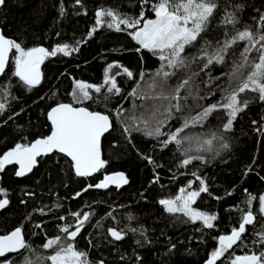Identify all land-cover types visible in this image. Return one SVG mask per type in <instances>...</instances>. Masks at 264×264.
Instances as JSON below:
<instances>
[{
    "label": "trees",
    "instance_id": "1",
    "mask_svg": "<svg viewBox=\"0 0 264 264\" xmlns=\"http://www.w3.org/2000/svg\"><path fill=\"white\" fill-rule=\"evenodd\" d=\"M153 2L80 0L77 4L76 0H5L0 5V29L5 37L20 42L25 49L43 47L49 52L67 44L70 53L64 55L58 52L55 56L46 57L42 64V81L29 89L14 75L13 50L0 80V103L5 104V110L0 113V156L18 143L27 145L48 136L51 125L47 113L58 103L73 102L72 93L77 81L103 87L101 93L89 89L93 99L74 106L109 115L112 122L111 132L102 141L105 165L95 176L77 177L71 164L55 155L66 161L74 180L82 181L83 187L75 192H67L71 182L58 162L52 163L46 173L26 190H19L13 183L4 185L2 178L8 170L0 171V188L6 193L0 194V199L9 201L4 209H0V214L12 207L19 208L22 211L20 225L27 227L33 237L44 238L45 243L47 239L59 235L68 243L60 228L67 225L71 231L76 226L77 218L71 216L69 206L79 202L88 193H98L94 191V185L107 174L120 171L130 181L129 186L120 192H110L121 194L136 186L133 203H99L79 212H88L90 218L71 243L77 250L87 253L89 264H99L100 261L103 264H202L219 247L218 238L238 228L242 214L248 210L249 196L254 197L251 210L256 219L246 227V232L232 253L242 256L264 252V245L259 243L258 235L264 232V215L259 211L258 199L264 195V101L258 98V93L246 91L240 94L239 100H247L248 105L238 114L231 131L223 130L227 117L221 108L213 112L202 125L185 129L181 137L189 136L192 139L182 140L180 146L170 143L162 147L160 141L166 136L155 139L142 132L132 131L130 136L124 132V124H131L132 116L148 115L146 109L160 108L162 112L169 106V100L142 98L155 96L161 91L160 88L149 87L154 79L158 82L161 80V77L156 76L161 61L147 50L137 51L139 46L129 34L133 29H124L121 25L124 30L118 32L108 28L107 23L97 27L96 12L100 9L114 10L121 17L139 18L143 11L146 19H154L151 10ZM215 3L217 8L209 18L208 27L196 43L186 47L185 53L199 50L208 39L223 35L222 40L209 51L211 54L226 39H231L236 31L249 29L240 26L239 20H236L226 34L222 31L219 25L233 10L235 13L259 12L253 32H264L260 21V16L264 15V0H215ZM237 5L240 7L237 8ZM110 19L104 17L106 22ZM94 27L96 31L89 37L88 33ZM246 43L238 41L233 45L221 64L214 62L204 68L206 60L196 59L176 70L164 69L175 73L166 80L163 89L165 94L175 95V89L185 79L189 83L180 90L181 98L171 101L172 104L179 103L183 111L176 113L173 110L174 118L167 121L162 132L175 131L181 127L184 118L196 116L206 106L224 103L223 97L239 85L249 70L241 69L233 77ZM256 56L255 51L249 54L250 59ZM110 64L122 66H114L108 72L116 80L124 78L125 67L132 73L140 71L139 77L143 74V78L138 81V77L134 85L137 90L135 96H130L129 91L120 88V95H110L107 102H97L102 101L103 95L107 94L108 85L104 84V80ZM117 110L123 112L119 118ZM163 118L158 115V119ZM213 132L221 139H213L210 145L204 144V140L212 139ZM224 143L228 144V148L222 147ZM187 156H200L203 159H194L189 165L181 166ZM51 157L39 159L32 176ZM144 157H150L153 163ZM124 164L129 167L124 168ZM112 165L120 169L112 171L109 169ZM197 177L205 182L208 191L200 194L192 208L215 215L217 219L212 222V228L205 227L202 221L192 222L183 213H168L159 203L162 199H174L182 188L185 194L198 191L201 185ZM85 188L87 191H84ZM77 192L81 194L76 196ZM109 229L120 231L123 238L115 240L109 234ZM26 243L37 255L46 257L53 253L52 249L44 250L43 244ZM172 245L175 247L172 248ZM25 256L35 259L31 251H24L0 257V264H23ZM44 264L50 262L45 261ZM218 264L231 262L226 258Z\"/></svg>",
    "mask_w": 264,
    "mask_h": 264
},
{
    "label": "snow or ice",
    "instance_id": "2",
    "mask_svg": "<svg viewBox=\"0 0 264 264\" xmlns=\"http://www.w3.org/2000/svg\"><path fill=\"white\" fill-rule=\"evenodd\" d=\"M5 0H0V5H3ZM79 4L80 0H76ZM144 4L148 0H143ZM237 8L240 6L237 5ZM217 8L215 0H154L151 5V10L154 13V19H146L144 12L141 11L139 18L121 17L114 10L100 9L96 12V26L99 27L103 23H107L108 28H114L116 31L124 29H133L129 34L131 38L139 46L137 51L147 50L154 56H157L161 61L160 69L156 76L161 77L158 82L155 79L149 85L150 88H160L161 91L152 98L169 100V106L165 107L161 112L160 108L152 110L146 109L148 115L140 117L132 116L131 124H124V132L129 136L132 131L142 132L145 136L158 139L161 136H166V139L160 141L162 147H167L170 143H175L180 146L182 140H191L192 137H181V133L189 127L202 125L205 120L218 109H224L227 117L226 123L223 124L224 131H231L233 122L237 119L238 114L245 110L248 101L241 102L239 96L241 93L251 91L258 93V98L264 101V32L254 33L250 29L236 31V34L231 39H226L222 45L216 48V51L209 54L207 46H201L198 55L187 57L183 55L186 47L192 46L198 41L201 33L208 27L209 18L212 17L214 10ZM61 15H63V7H61ZM110 17V21H105L104 17ZM262 26H264V15L260 16ZM224 23L235 24L236 17L233 14H228L225 17ZM124 26V29L121 28ZM96 31L94 27L88 33L91 37ZM238 41H246L243 51L240 53V63L235 66L233 77L236 72L241 69H249L239 85L227 92L223 97L224 103H214L206 106L203 110L197 113L196 116L183 119L181 127L175 131L165 133L162 128L169 119H173V110L176 113L183 111L179 103L172 104V100H179L180 90L188 85L189 80H183L175 89V95L165 94L164 88L168 77L174 75V71H165L168 69H179L186 66L189 60L205 59L204 68L214 62L221 64L225 61V56L228 50L232 48ZM15 51V72L14 75L23 82L29 89L35 87L41 82L40 65L48 56H55L58 52L64 55H69V45L65 44L57 46L50 52L43 47H32L25 49L20 42L11 38H5L0 34V73H3L6 64L9 61L10 53ZM78 49H72L76 51ZM255 51L257 56L255 59H250L249 54ZM122 67L119 64L109 65L106 69L104 84L108 85L107 94L103 95L102 101L107 102L110 95H120L121 89L117 85L115 76L108 75L112 67ZM123 73L129 78L133 77V73L128 68H123ZM120 73H117L119 75ZM143 78V74H141ZM101 86H93L87 83L77 81L75 90L72 93V103H58L47 113L48 120L51 123L50 135L37 139L31 144H16L10 151L5 152L0 156V171H3L5 165L18 164L19 170L15 175L18 177L24 176L30 172L36 164V158L42 154H49L53 151L64 154L70 158L72 168L75 175L78 177L91 176L104 167L105 161L101 159V138L112 129V122L109 115L99 111H90L86 107H76L74 104H82L84 101L92 100L93 96L89 89L95 93H101ZM137 90L133 89L130 96H135ZM186 99V98H185ZM5 110V104L0 103V113ZM119 118L123 115L122 110H117ZM158 115H162L163 119H158ZM255 123V121H253ZM123 124V122H122ZM212 139L204 140V144L210 145L213 139H221L217 133H211ZM223 148H228V144H222ZM187 151V150H186ZM149 163H153L150 157H144ZM194 159H203L200 156H187L183 159L181 166L189 165ZM197 179H200L197 177ZM128 180L123 173H117L112 176H105L104 180L94 185L96 188H107L109 184H115L117 187L122 184H127ZM200 188L198 191H189L185 194V189L180 190V195L175 199H162L159 201L164 206L168 213H183L192 222L202 221L207 228L213 227V221L217 219L215 215H209L202 211H197L192 208V204L200 196L201 193L207 192L208 189L205 182L200 179ZM88 187H93L89 185ZM191 182H189V188ZM87 191V188L84 189ZM0 194H4L5 190L0 188ZM77 192L75 195L79 196ZM231 195V193H229ZM254 197L249 196L248 210L241 216V221L238 228H233L229 235H221L219 239V247H217L210 255L206 264H216V261L224 255L229 249L241 240L242 235L246 232V226L252 225L255 222V215L251 210V200ZM260 213L264 215V195L259 196ZM9 201L0 199V209H4ZM77 218L74 230L70 231V226H63L60 232L64 233L68 243H65L61 236L49 238L43 243L44 250L52 249L53 253L42 256L37 255L31 246L25 241L22 229L16 227L13 231L6 235H0V257H5L8 253H22L31 251L35 259L25 256L23 264H44L45 261L50 264H89L86 252L79 251L75 248L71 241L80 234L84 223L89 220L90 214L72 213ZM64 219V217H60ZM39 227V225H37ZM133 231H135L133 229ZM109 234L115 239L120 240L123 235L120 231L109 229ZM260 236L259 243L264 245V232L258 234ZM146 239V238H145ZM139 243V241H137ZM175 245H172L174 248ZM171 251V249H170ZM139 259V257H137ZM99 264H103L100 261ZM231 264H264V252L259 254L252 252L243 256L235 257Z\"/></svg>",
    "mask_w": 264,
    "mask_h": 264
},
{
    "label": "rangeland",
    "instance_id": "3",
    "mask_svg": "<svg viewBox=\"0 0 264 264\" xmlns=\"http://www.w3.org/2000/svg\"><path fill=\"white\" fill-rule=\"evenodd\" d=\"M243 11V10H242ZM231 14H233L236 17V20H239L240 26H247L250 30L254 31L258 17L259 12H239L235 13L234 10L230 11ZM233 24H227L222 23L219 26H222V31L225 32V34L229 31V28ZM241 28V27H240ZM223 38V35H218L216 38L208 39L206 43H204L203 46H207L208 52L216 46ZM200 50V49H199ZM199 50H196L194 52H186L184 53L187 57H192V55L199 54ZM192 60L190 59L188 63H191ZM140 71H133V77L129 78L127 75L124 76V78L117 79V84L123 91H129L130 93L133 91L137 84V80L139 77ZM141 76L139 77L140 81ZM135 85V86H134ZM54 162H58L62 167L67 176H69L70 180V187L67 192H75L77 189L83 187L82 181L74 180L73 175L71 174V169L66 164V161L60 157L54 156L51 157L47 163L42 164L34 176L30 177L28 180H20L16 177L15 171L13 169H10L6 172V174L2 178V182L4 185L9 184H16L17 188L19 190H26L31 188L35 182L39 179V177L46 173L47 168ZM124 168H128V164L123 165ZM122 166V167H123ZM110 170H117L120 169L119 167H114L113 165L109 168ZM136 186L132 187L131 189L122 192L121 194H116L115 192H109V193H88L86 194L79 202H76L74 205L69 206V210L72 213L80 212L81 209L89 207L94 204L99 203H109V204H131L133 203V194L135 192ZM181 194V193H180ZM178 194V195H180ZM175 199V198H174ZM22 211L19 208L12 207L9 210L5 211L4 213L0 214V233L6 232L11 230L12 228L20 227L22 229V232L25 236V241L34 242L37 244H43L44 238H35L31 234H29L27 227L20 225V219L22 218ZM71 216H73L71 214ZM232 262V261H231Z\"/></svg>",
    "mask_w": 264,
    "mask_h": 264
},
{
    "label": "water",
    "instance_id": "4",
    "mask_svg": "<svg viewBox=\"0 0 264 264\" xmlns=\"http://www.w3.org/2000/svg\"><path fill=\"white\" fill-rule=\"evenodd\" d=\"M0 34H3L2 33V30L0 29ZM5 37V36H4ZM5 38H7V37H5ZM10 55H11V53H10ZM9 60H10V56H9ZM8 63H9V61H8ZM8 63L6 64V67H5V70H6V68H7V66H8ZM43 64V63H42ZM42 64L40 65V74H41V81H42ZM5 70H4V72H5ZM4 72L3 73H0V80H1V78H2V76H3V74H4ZM51 110V109H50ZM50 122V121H49ZM50 125H51V123H50ZM111 132V129H110V131L108 132V133H106L102 138H101V159H103V153H102V141H103V138L106 136V135H108L109 133ZM51 133V132H50ZM50 135V134H49ZM10 151V150H9ZM53 155H57V156H60V157H63L64 159H66L70 164H71V160H70V158H68V157H66L64 154H62V153H59V152H57V151H53L52 153H49V154H42V155H40V156H38L37 158H36V164L33 166V168H32V170L30 171V172H27L24 176H22V177H18V176H16L18 179H26V178H28V177H30V176H32V174L34 173V171L36 170V165H37V159L38 158H48V157H51V156H53ZM13 165H16V167H17V170L16 171H18L19 170V165L18 164H10V165H5V168L4 169H8V168H10L11 166H13ZM71 166H72V164H71ZM102 169V168H101ZM100 169V170H101ZM72 170H73V172H74V169L72 168ZM99 170V171H100ZM99 171H97V172H95V173H93L91 176H87V177H80V178H90V177H93V176H95ZM117 173H122V172H120V171H117V172H113V173H110V174H107L106 176H112V175H115V174H117ZM74 174H75V172H74ZM124 174V173H123ZM125 176V175H124ZM78 177V176H77ZM126 177V176H125ZM104 180V177L98 182V183H100L101 181H103ZM128 180V179H127ZM97 183V184H98ZM129 183H130V181L128 180V183L127 184H122L121 186H119V187H117L115 184H109V186L107 187V188H96V187H94L93 189H94V191L95 192H98V193H109L110 191H112V190H115V191H117V192H120V191H123L124 189H126L128 186H129ZM247 226H249V225H247ZM246 226V227H247ZM14 230V229H13ZM12 230V231H13ZM11 232V231H10ZM10 232H8V233H10ZM8 233H6V234H8ZM6 234H4V235H6ZM23 235H24V233H23ZM229 235V234H228ZM24 238H25V236H24ZM238 243H239V241L235 244V245H233V247L231 248V249H229L230 251L231 250H233L237 245H238ZM217 245L219 246V239L217 240ZM9 254H12V255H16V254H18V253H8V254H6V256L7 255H9ZM243 256V255H242ZM208 259H206L202 264H206V261H207ZM216 264H218V260L216 261Z\"/></svg>",
    "mask_w": 264,
    "mask_h": 264
},
{
    "label": "flooded vegetation",
    "instance_id": "5",
    "mask_svg": "<svg viewBox=\"0 0 264 264\" xmlns=\"http://www.w3.org/2000/svg\"><path fill=\"white\" fill-rule=\"evenodd\" d=\"M53 156H55V155H53ZM39 159H40V158L37 159V162H38ZM41 159H42V158H41ZM10 169H13V171L16 172L17 167H16V165H13V166H11L10 168H8L7 170H10ZM236 247H237V246H236ZM236 247H235V248H236ZM235 248H234V249H235ZM234 249L231 250V251L228 250L227 252H225L224 255L218 259V263L224 261L226 258H229V259H230V262H231L235 257L240 256V255H235V254L232 253V252L234 251Z\"/></svg>",
    "mask_w": 264,
    "mask_h": 264
}]
</instances>
